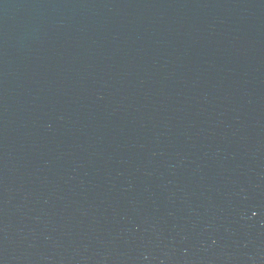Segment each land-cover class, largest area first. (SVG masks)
<instances>
[{"label": "water", "instance_id": "water-1", "mask_svg": "<svg viewBox=\"0 0 264 264\" xmlns=\"http://www.w3.org/2000/svg\"><path fill=\"white\" fill-rule=\"evenodd\" d=\"M0 264H264V0H0Z\"/></svg>", "mask_w": 264, "mask_h": 264}]
</instances>
